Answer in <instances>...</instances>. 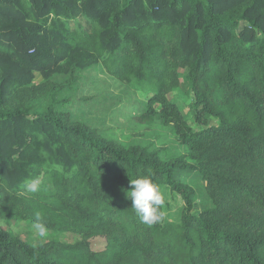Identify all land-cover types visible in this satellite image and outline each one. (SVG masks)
Segmentation results:
<instances>
[{
	"label": "trees",
	"instance_id": "16d2710c",
	"mask_svg": "<svg viewBox=\"0 0 264 264\" xmlns=\"http://www.w3.org/2000/svg\"><path fill=\"white\" fill-rule=\"evenodd\" d=\"M63 60L151 95L137 119L172 126L188 155L123 146L54 100L40 112ZM186 81L196 131L169 98ZM180 173L201 176L211 208L194 213ZM142 177L182 197L180 223H141L126 192ZM0 220L53 235L0 228V264H264V0H0Z\"/></svg>",
	"mask_w": 264,
	"mask_h": 264
},
{
	"label": "rangeland",
	"instance_id": "374dc122",
	"mask_svg": "<svg viewBox=\"0 0 264 264\" xmlns=\"http://www.w3.org/2000/svg\"><path fill=\"white\" fill-rule=\"evenodd\" d=\"M245 25L242 23L239 31L243 30ZM66 62L68 60L57 64L61 72L53 77L56 85L62 89L61 92L54 99L45 98L39 106L40 112L45 111V108L54 100L57 102V110L72 113L76 120L98 129L103 136L114 139L123 146L150 147L161 151L164 159L188 155L187 147L182 145L172 126L155 121L144 124L137 119L141 114L138 111L145 107L151 95L133 90H131V96L126 95L124 91L127 88L105 74L99 65L78 69L76 73L66 72L68 69ZM183 77L186 80V72H183ZM42 81V74L36 72L34 82ZM189 91L190 86L186 81L180 89L169 95V98H179L178 105L183 115L189 126L196 131L201 127L195 121L191 106L193 97ZM156 108L158 109V106ZM177 178L184 180L195 190V214H199L202 207H212L206 195V184L198 173H180ZM160 190L164 200L162 210L165 223H180L185 205L182 197L166 185H161ZM33 226L34 224L29 221L0 220V228L13 232L32 246L41 245L52 239L53 235L50 232H47L46 237H40ZM55 234L65 243L75 241L72 234ZM106 245V240L103 238L91 240V246L95 252L103 251Z\"/></svg>",
	"mask_w": 264,
	"mask_h": 264
},
{
	"label": "clouds",
	"instance_id": "9594fccd",
	"mask_svg": "<svg viewBox=\"0 0 264 264\" xmlns=\"http://www.w3.org/2000/svg\"><path fill=\"white\" fill-rule=\"evenodd\" d=\"M130 186L131 190L126 192V196L131 200V209L141 223L151 226L160 222L163 219V212L160 209L164 200L159 186L149 177L131 180ZM25 188L28 192L37 190L35 182H26ZM33 227L40 237H46L48 229L44 224L35 223Z\"/></svg>",
	"mask_w": 264,
	"mask_h": 264
}]
</instances>
